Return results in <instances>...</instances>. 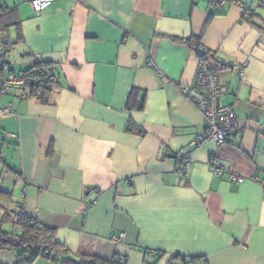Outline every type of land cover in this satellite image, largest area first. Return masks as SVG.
I'll list each match as a JSON object with an SVG mask.
<instances>
[{"label":"crops","instance_id":"obj_1","mask_svg":"<svg viewBox=\"0 0 264 264\" xmlns=\"http://www.w3.org/2000/svg\"><path fill=\"white\" fill-rule=\"evenodd\" d=\"M5 3L19 21L13 73L46 62L59 86L46 101L0 94L11 107L0 129L17 135L0 138V190L11 193L0 223L21 203L75 258L264 264V0H54L40 13L30 0ZM198 45L216 68L245 64L239 80L221 70L220 101L239 124L222 144L203 139V116L180 91L195 79ZM177 153L189 156L186 174ZM0 264H17L14 252L0 250Z\"/></svg>","mask_w":264,"mask_h":264},{"label":"trees","instance_id":"obj_2","mask_svg":"<svg viewBox=\"0 0 264 264\" xmlns=\"http://www.w3.org/2000/svg\"><path fill=\"white\" fill-rule=\"evenodd\" d=\"M12 26L16 29V39L14 41L8 39V30ZM0 33L5 34V38L2 37L0 39V44L4 45V51L0 54V72L2 71V76L4 77L9 73H12L17 77L28 76L33 78L34 82L24 86L22 90L16 88L18 96L21 98L35 97L41 101H46L49 92L59 86L58 77L55 75L54 69L51 65L46 62H35L30 67L16 74L13 73V69L6 61V55L10 47L20 40V35L16 9L8 7L5 0L0 2ZM198 46L195 48L198 49ZM203 53L206 59H208L207 54L213 56V54H210L209 50L206 49H203ZM4 65L6 66L5 68H3ZM39 67H43V71H38L37 69ZM134 93L135 90H131L128 101L129 103L134 101L131 107L140 110L144 106V97H133ZM134 128L135 125L130 120L127 125V130L131 131ZM2 133L3 134L0 135V138L6 137L4 135L5 132L2 131ZM0 197L11 200V193L2 189L0 190ZM12 214L16 216V221L11 220ZM6 222H11L15 229L18 228V231H14L13 229L12 231L4 230L1 227V224ZM2 223H0V250L13 251L17 264H34L38 260L48 262L49 264H117V255L110 259L88 255H82L77 258L73 257L63 244L55 240V228L40 223L34 217L28 215L24 211L21 203L16 204L12 210L3 211ZM173 257H180L181 260L186 263L183 255L174 254ZM195 259L196 258L194 257L190 258V260Z\"/></svg>","mask_w":264,"mask_h":264},{"label":"built area","instance_id":"obj_3","mask_svg":"<svg viewBox=\"0 0 264 264\" xmlns=\"http://www.w3.org/2000/svg\"><path fill=\"white\" fill-rule=\"evenodd\" d=\"M3 0H0V2ZM54 0H30V6L35 13H40L46 9ZM218 5H222L225 0H216ZM203 47L198 46L196 52L199 60L197 70L195 73V79L190 85L180 86L181 93L188 98L200 111L205 122V134L203 139L214 141L217 144H222L228 141L229 136L239 129L234 108L231 105L223 104L220 98L228 92L227 83L221 79V70L226 69L233 72L236 78L239 80L243 77L245 71L244 63H237L231 60H221L219 67H215L211 64L209 59H206L203 53ZM4 51V45L0 44V54ZM6 66L4 65L3 68ZM43 67H39L38 71H43ZM158 75H161L157 71ZM34 82V79L28 76L17 77L10 73L0 78V94L6 93L12 89L19 88L22 90L27 84ZM22 95V94H21ZM11 111V107H0V116ZM3 134L0 129V135ZM4 135L10 139H16L17 135L11 132H5ZM177 159L181 161V165L178 171L181 174H186L189 168V156L188 154L177 153ZM214 173H220L223 170L221 161L211 156L209 159ZM229 179L232 182H242L244 177L229 173ZM257 179V177H252ZM4 177L1 178L3 180ZM264 183V177L262 179ZM23 193V192H22ZM11 220L16 221L17 218L14 214L11 215ZM124 235L120 233L118 236H113V241H118ZM116 263L125 262L123 256L116 257Z\"/></svg>","mask_w":264,"mask_h":264},{"label":"rangeland","instance_id":"obj_4","mask_svg":"<svg viewBox=\"0 0 264 264\" xmlns=\"http://www.w3.org/2000/svg\"><path fill=\"white\" fill-rule=\"evenodd\" d=\"M3 36H5V34H3V33H0V39L3 37ZM9 58L11 59V60H13V57H11L10 56V53H9ZM12 63H13V61H12ZM13 65H14V63H13ZM15 194V196H17L18 197V194H17V192H15L14 193ZM7 225V224H6ZM4 227H6V230H8V231H12V229L14 228V226L13 225H8V226H4ZM5 230V229H4ZM37 262V261H36Z\"/></svg>","mask_w":264,"mask_h":264}]
</instances>
